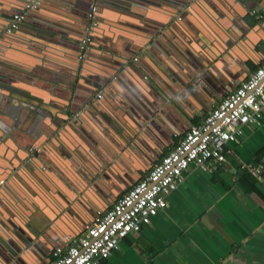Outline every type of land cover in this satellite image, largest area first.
Returning a JSON list of instances; mask_svg holds the SVG:
<instances>
[{
    "label": "crops",
    "instance_id": "crops-1",
    "mask_svg": "<svg viewBox=\"0 0 264 264\" xmlns=\"http://www.w3.org/2000/svg\"><path fill=\"white\" fill-rule=\"evenodd\" d=\"M69 4V0H45L10 43L0 44V77L6 73L1 61L5 56L14 72H7L14 79L6 81L36 96L19 98L24 106L29 105L26 108L13 101L7 107L4 104L6 113L0 112V131L7 132L5 140L0 138V236L15 246V236L6 226L27 224L23 229L30 241L23 258L20 255L23 264H50L53 248H66L80 237L98 212L111 208L190 127L201 123L214 105L264 61V24L250 15L248 27L239 23L238 35L215 33L217 24L211 21L215 34L198 29L226 57L214 63L218 75L195 56L204 48L199 46L201 41L190 38L191 47H187L172 36L171 27L172 17L188 9L195 10V23H199L212 4L218 7L214 12L219 26L229 25L230 20L239 22L234 15L245 16L258 0H101L99 14L106 23L97 33V42L107 43V57L99 60L93 47L83 69L77 46L45 26L51 22L69 36H81L80 18L69 11ZM7 5L11 6L9 15L0 14L2 37L11 15L19 11L11 0L0 2L1 10L7 11L2 9ZM223 13L230 17L222 18ZM187 15L177 26L184 21L193 26ZM31 23L45 29L36 30ZM182 48L192 51L183 60L186 71L168 62L171 59L165 53L181 57ZM113 62L131 73L106 88L107 83L95 79L104 78ZM112 68L116 75L119 67ZM168 69L179 81L190 82L187 73L196 74L201 82L195 96L184 92L181 107L165 93L148 90L160 81L165 91L173 92L168 85L176 82L165 83L171 77ZM56 80L58 86L53 87ZM88 84L98 85L95 95L89 96ZM180 87V92L186 90ZM99 93L105 96L98 98ZM43 98L45 104L40 101ZM11 120L16 123L13 128ZM28 145H32L28 156L15 168L13 157ZM34 147L39 152L29 159ZM226 159L212 172L190 165L183 181L166 196L165 208L150 225L127 235L103 264H264V184L242 169L244 165L264 168V113L243 127L235 143L227 145ZM113 193L118 194L116 198ZM7 258L0 249V264H7Z\"/></svg>",
    "mask_w": 264,
    "mask_h": 264
},
{
    "label": "built area",
    "instance_id": "built-area-1",
    "mask_svg": "<svg viewBox=\"0 0 264 264\" xmlns=\"http://www.w3.org/2000/svg\"><path fill=\"white\" fill-rule=\"evenodd\" d=\"M45 0H30L13 13L4 36L11 35ZM96 7L88 13L89 23L79 42V59L87 49L90 35L97 27ZM251 17L264 24V0L250 12ZM98 98L100 96L98 95ZM264 113V61L234 91L230 92L205 115L202 122L190 127L183 137L153 163L142 178L123 193L111 208L98 212L80 237L66 247H55L50 264H103L118 250L130 233L148 226L166 206V196L183 181L190 165L212 172L226 162V147L235 143L243 127L258 121ZM256 182L264 184V168L242 166Z\"/></svg>",
    "mask_w": 264,
    "mask_h": 264
},
{
    "label": "water",
    "instance_id": "water-1",
    "mask_svg": "<svg viewBox=\"0 0 264 264\" xmlns=\"http://www.w3.org/2000/svg\"><path fill=\"white\" fill-rule=\"evenodd\" d=\"M28 1H30V0H11V4L13 6H18V8L21 9ZM100 1L101 0H69V2H70L69 6H72V10H69V9L68 10L70 12H72L74 16H77L78 18H80L81 36H79L77 38L75 37L77 33L75 35H73V36H69L65 32H62L61 27L58 29L57 27L52 25L54 23L48 22V23L45 24V26L47 28L50 29L52 27L54 29L55 33L63 35L65 37V40H67V41H69L72 44L77 46V58H78L80 56L79 42L82 39V37L85 35L84 28L89 23L88 13L90 12L92 7H96L95 20L97 21V27L94 28L92 34L90 35V42L88 43L87 49L85 50V53L83 55L84 57L82 56V59H83L82 68L83 69H84V65H85L84 63L87 61V58L89 57V52L88 51L91 48L97 47L95 50L98 52L99 57H97V58L99 60L105 61V59H103V58H104V56L107 57L105 55L106 53L104 52L106 50V48H107V43L102 42L103 44L100 45L97 42V33L100 32L99 30H100L102 24L106 23L105 17L102 16L101 14H99L100 13L99 12ZM0 2H4V0H0ZM108 2H110V1H107V3ZM3 4H5V3H3ZM42 4L43 3H41L36 8V10L32 11L28 15V17L20 24V26L17 28V30L14 31V33L16 31H18V30L20 31L22 29L21 28L22 25L25 22H31L32 14L38 12L40 10V8L42 7ZM79 5H82V7L79 8L78 7ZM210 6H211V8L208 7V10L205 11V15L203 16V18H200V20H198L199 23H195L196 17H198V15L196 14L195 10H193V9L192 10L188 9V11H183V12L181 11L180 14H177L176 16H173L171 21L173 20V18H175V21L171 24V27L174 29V33H172V36L178 41L181 40V41L186 42L187 47L188 46L191 47L190 42H189L190 38L199 39L201 41L199 43V46L201 48L202 47H204V48L201 49L200 52H194L193 51L196 54L195 56H197V57L202 59V61L208 67V70L211 71V73H215L216 75H218V73H217V71L215 69L214 63L217 61V59H219L217 61V63L220 62V59L224 58L226 60V57H225V55L222 52V48L218 47L216 42L211 41L212 39L210 40V37L208 35H204V36L201 35L198 32V29L203 30V31L210 30L212 33H213V31H215V33H225L226 34V32H227V33H230L231 35L233 33H234V35H236V34L238 35L239 34L238 33L239 23L244 25V26H246V27H248L246 17H249L251 10H253V7H251L248 10V12L245 14V16L244 15L242 16V17H244L243 19H242V17H239L238 15H234L235 18H237V19L240 18L241 19V20L239 19L240 20L239 22H237V21L232 22L230 20V24L229 25H225V24L221 23V26H219L218 23H217L218 17L216 16V13L214 12V9H218V7L213 5V4L210 5ZM2 9H6L7 10V11H3L0 8L1 16L6 17V16L9 15L8 10L11 9V6L7 5L6 7L2 8ZM223 9H225V8H223ZM226 10H228V8H226ZM228 11H230V10H228ZM186 14H188L186 16L187 17L186 19H188L190 22H193V26H191V23H188L186 21H184L182 25L177 26V24H180L179 22L182 21V19L185 17ZM224 15L226 17H230V15L228 13H223V17L222 18H226ZM201 17H202V15H201ZM250 17H251V15H250ZM146 18H148V17H146ZM210 21H211V23L216 22V24H217V27L213 31H212V26H210V23H209ZM31 24H32V26H35L34 23H31ZM108 26L109 25H107V27ZM203 27H205V28L203 29ZM35 29L36 30H44L45 28H44V26H35ZM103 29H105V28L103 27ZM263 29H264V26H263ZM230 30H231V32H230ZM14 33H12L11 35H8V36H4L3 35V37L0 35V44H1V46H3L4 42L5 43L6 42L10 43ZM215 33H213V34H215ZM132 37H130V40H131ZM220 40H222V39L220 38ZM182 50H183V52L181 53V55H182L181 57H177L175 55H171V53H169L168 51H166L165 53L169 54V56H170L171 60H167L168 62L176 64V65L179 66V68L181 70L186 71V69L188 67H186V65H185L183 60L188 55H190L192 51L189 50V49H186V48H182ZM1 59H2L1 61L3 62L2 70L5 71L6 73H4L2 75V77H0L1 78L0 81H1V84H2V86L0 85V103H1L0 104V112L1 113H6V109L4 110V108H3L4 104L6 105V104H8L10 102H13V101L22 104L21 107H25L26 108L29 105L24 106L25 104H23V102H21L19 98H24V99L30 100V98L35 99L36 96L34 94H30V93H27L25 91H22V90L16 88L15 86L11 85V83L9 81H6V79H14V78H10L11 76L9 74H7V72L8 73H14V72L10 71V67L8 65V64L11 65L13 63L12 62H8L9 60L6 59L5 56H3ZM79 60H81V59H79ZM186 60L188 61V59H186ZM134 62L137 63V60H134ZM107 63H109V61H107ZM192 65L193 64L190 63L191 67H192ZM112 67H119L118 68L119 72L116 73V75H115L116 68H112ZM120 67H121V71H120ZM82 68H81V70H82ZM101 68H102V70H105V67H101ZM52 69L56 70L53 67H52ZM167 71H168L167 73H169L171 77L166 79L165 83H167V85H168V83H171V81L176 82L175 85H173L172 83H171L172 86L168 85V87L173 92L165 91V88L161 85L160 81H157V83H154L153 85H149L148 90L149 91L152 90L155 93L157 91H161V92L165 93L167 98H168V100L170 102L174 103L178 107H181L182 103H181L180 99L183 100L184 97H186V95H187V94H184V92H187L188 94H191V95L195 96V92H198V90L202 87L201 82H200V80H198L196 74L195 75H188L186 73V76H188L187 79L190 81V82H187V81H183L184 79L179 81L175 77V75L171 72L170 69H168ZM128 72L131 73V69L125 70L123 68V65H121L119 63L116 64L115 62H113L112 66H109L106 69L105 77L101 78L99 80H98V78H96L95 80L107 83V87L106 88H108L110 85L113 84L114 81L119 80L121 77H123V79H124V74H126ZM22 79L24 80V78H22ZM85 81L88 83V79H85ZM51 83H53V82H51ZM58 83H59L58 80H56L55 81V86H53V87L58 86ZM224 83L225 84H229L230 82H229V80H226V81H224ZM180 86H186V88H185L186 90L180 92L179 91V90H181ZM176 87L178 89H176ZM98 88L99 87H98L97 84H88L87 92H88L89 96L95 95L98 92L97 91ZM228 88L229 89L231 88V83L228 85ZM51 89H53V88H51ZM228 91L229 90L227 89L225 91V93H228ZM2 94H4L5 96L2 95ZM157 94H159V93L157 92ZM99 96L101 98H103L105 95L103 93L102 94L99 93ZM218 96L222 97V94H218ZM40 101H41L42 104H45V102H46V101L44 102V98L40 99ZM215 101H216V99H214V102ZM6 107H7V105H6ZM180 109H182V108H180ZM34 111H35V108H34ZM8 114H11V113H8ZM14 116H12L11 118L15 119L16 117H14ZM48 117H49V120H51L53 123H55V117L53 115L49 114ZM11 121H12L11 128H13L16 125V123L15 124L13 123L15 120H11ZM11 128H10V130H11L10 133H12V130H13ZM3 130L0 131V133H1L0 134V138L2 140H5V138L3 136H5L7 134V132L3 131ZM3 146H4V144H3ZM30 148H32V145H28L27 147H24L22 152L16 153V155L13 157V160L11 161V164H13V163L15 164V168L18 165L23 164L24 157L28 156V150ZM38 152H39L38 147H34L33 152L29 154V156L31 157L29 159H32L33 155L37 154ZM2 164H0V165H2ZM8 167H6V168H8ZM1 182L2 181H0V183ZM113 194H114L113 195L114 198H116L117 195H118L116 193H113ZM26 226H27V224H25L23 228L25 229ZM6 227L9 230V232H11L12 235L15 236V240H16L15 244H17V245L14 246V245H12V243H13L12 241H10L9 239H6L5 236H3V235L0 236V249L3 250L6 253L7 257H8L7 260H6V263L7 264H10V263L11 264H23L21 257L23 258L24 254L26 252L24 250L29 248V247H27L28 246L27 244L30 241L29 236H28L27 232L22 227H20L22 229L17 228L15 226H9V225L6 226ZM29 229H30V232L37 233L36 230H33L32 228H28V231H29ZM82 229H83V227H82ZM18 245H21V247L18 246ZM21 248H22V250H21ZM20 255H21V257H20Z\"/></svg>",
    "mask_w": 264,
    "mask_h": 264
}]
</instances>
